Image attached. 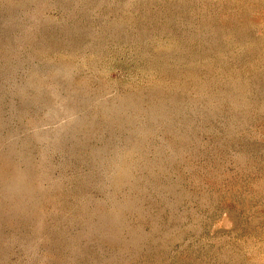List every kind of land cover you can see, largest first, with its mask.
<instances>
[{"label":"rangeland","instance_id":"obj_1","mask_svg":"<svg viewBox=\"0 0 264 264\" xmlns=\"http://www.w3.org/2000/svg\"><path fill=\"white\" fill-rule=\"evenodd\" d=\"M0 264H264V0H0Z\"/></svg>","mask_w":264,"mask_h":264}]
</instances>
